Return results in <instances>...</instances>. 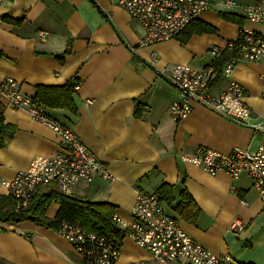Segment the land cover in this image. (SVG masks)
I'll return each instance as SVG.
<instances>
[{
    "label": "crops",
    "instance_id": "1",
    "mask_svg": "<svg viewBox=\"0 0 264 264\" xmlns=\"http://www.w3.org/2000/svg\"><path fill=\"white\" fill-rule=\"evenodd\" d=\"M224 1L210 0L211 8L194 26L208 25L215 32L192 34L185 43L180 35L142 47L144 29L119 6V0H4L0 6V85L14 79L24 94L34 98L39 86L81 83L80 90H74L75 113L40 105L78 135L108 166L113 180L98 176L92 184H78L67 196L107 203L114 207L113 219L118 216L131 223L138 193L159 198L163 186L172 187L171 203L161 202L188 236L215 254L231 255L239 264H264V203L251 177H212L181 160V155L199 147L221 154L235 148L254 152L264 147V58L241 62L232 75L247 93L246 103L253 122L260 125L258 131L195 102L191 115L181 122H175L170 112L181 97L165 74L177 65L196 70L224 68V53L233 54L228 43L242 40L247 33L264 39V25L244 16L246 7H264L263 0H233L232 7ZM214 50L217 57L212 56ZM153 53L157 55L155 66L151 64ZM229 84V79L219 78L212 94ZM87 100L93 104L86 105ZM0 107L5 124L16 129L0 149V198H9L2 182L28 170L39 157L60 154L62 145L56 133L26 111L13 109L1 92ZM184 192L200 209L193 224L177 213ZM12 205L10 201L5 209ZM59 209L52 204L46 217L55 219ZM235 219L245 223L244 231H232ZM0 259L9 264H85L57 231L28 221L0 222ZM117 264L161 263L124 239Z\"/></svg>",
    "mask_w": 264,
    "mask_h": 264
},
{
    "label": "built area",
    "instance_id": "2",
    "mask_svg": "<svg viewBox=\"0 0 264 264\" xmlns=\"http://www.w3.org/2000/svg\"><path fill=\"white\" fill-rule=\"evenodd\" d=\"M4 0H0V6ZM264 1V0H263ZM227 6H234L233 0H225ZM132 19L145 32L142 47L177 39L185 30L211 8L210 0H119ZM247 20L264 25V7L257 4L244 9ZM3 23L0 16V25ZM43 38L47 33H42ZM227 48L234 56L219 70L212 66L196 70L189 65H177L165 74L171 87L180 95L181 101L171 106L175 122L187 119L192 111V102L207 107L216 114L258 131L260 125L253 122L250 107L246 103L244 88L232 80L235 68L241 62H259L264 58V39L247 33L242 40L228 43ZM213 57L218 51L211 52ZM151 64L155 66L156 53ZM230 80L229 87L219 94H212V88L219 78ZM81 83L75 85L79 91ZM2 97L16 110L26 111L32 119L42 123L56 133L61 141L62 152L52 157H39L32 161L30 168L19 172L14 179L5 180L2 186L6 195L15 202L16 212L25 210L36 193H48L55 186L64 195H70L80 183L92 184L100 176L113 180L108 166L101 162L82 143L78 135L60 122L48 116L34 98L22 91L21 84L6 79L0 85ZM87 100L86 105H92ZM182 162L202 169L212 177L226 174L238 179L243 174L251 177L255 189L264 203V147L250 152L235 148L230 154H221L212 149L199 147L192 154L181 155ZM131 223L114 217L120 236L108 238L90 232L74 223H63L57 231L85 264H117L122 254L124 239L133 241L139 248L151 253L161 264H239L229 254H215L188 236L170 216L161 200L152 194L138 193L133 207ZM246 225L240 219L232 223V231H244Z\"/></svg>",
    "mask_w": 264,
    "mask_h": 264
},
{
    "label": "trees",
    "instance_id": "3",
    "mask_svg": "<svg viewBox=\"0 0 264 264\" xmlns=\"http://www.w3.org/2000/svg\"><path fill=\"white\" fill-rule=\"evenodd\" d=\"M226 18L234 21L233 17ZM196 23H199V21L193 22L181 34L180 40L183 43L187 42L192 34L215 32L212 27L203 24L194 28ZM224 55V61L227 60L225 64L234 56L230 52H226ZM222 68L223 66H219V72H221ZM78 82L77 80L75 84L70 83L61 88L39 86L37 87V94L34 100L46 108L66 109L75 113L76 106L73 95L75 93V85ZM15 130L13 126L5 124L3 109L0 107V149L6 145V136L14 135ZM172 193V187L165 185L162 187L161 197L159 196V198L161 201L171 203ZM10 201L13 203L12 208L6 210L5 208ZM54 203L58 204L60 209L55 219L50 220L46 217V214L48 208ZM177 213L181 218L193 224L200 215V209L192 197L184 192L177 207ZM113 215L114 207L107 203H90L82 198L64 195L55 188L49 190L48 193H36L30 205L19 213L16 212L15 202L11 198H0V222L20 223L28 221L36 226L55 232L60 229L63 223L67 222L77 224L90 232H95L108 238L118 237L121 231L113 221ZM0 264L9 263L0 259Z\"/></svg>",
    "mask_w": 264,
    "mask_h": 264
}]
</instances>
